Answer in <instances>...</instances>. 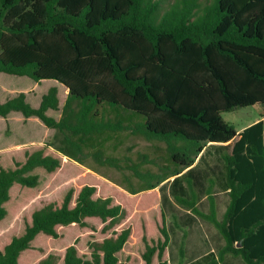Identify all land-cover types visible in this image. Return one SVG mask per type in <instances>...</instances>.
Returning <instances> with one entry per match:
<instances>
[{
  "label": "trees",
  "instance_id": "trees-1",
  "mask_svg": "<svg viewBox=\"0 0 264 264\" xmlns=\"http://www.w3.org/2000/svg\"><path fill=\"white\" fill-rule=\"evenodd\" d=\"M203 1L0 0V264H171L158 187L230 142L223 220L210 185L209 214L192 181L176 202L221 234L208 264H264V120L238 132L223 117L264 107V0ZM124 131L165 143L157 172L127 165L141 187L71 170Z\"/></svg>",
  "mask_w": 264,
  "mask_h": 264
},
{
  "label": "rangeland",
  "instance_id": "rangeland-1",
  "mask_svg": "<svg viewBox=\"0 0 264 264\" xmlns=\"http://www.w3.org/2000/svg\"><path fill=\"white\" fill-rule=\"evenodd\" d=\"M161 4V12H165L176 0H157ZM204 3L207 1L204 0ZM114 117V115L112 116ZM224 119L233 124L238 132L254 124L259 120H264V107L254 105L248 107H238L231 112L223 113ZM64 140V135L59 134L55 142V149H59ZM102 145L97 148L86 147L84 164L75 162L71 170L84 167L99 177L105 179L113 185L123 190L139 188L141 180L129 169L127 165L140 163L144 171L157 172V164H167L169 162L165 151V143L159 141H147L140 136H134L128 131L111 133L107 132L101 138ZM231 144V145H229ZM233 142L227 144L210 143L207 149L199 157L193 173L187 172L178 177L171 178L158 187V192L162 196L163 206L168 217V227L171 235L170 259L171 264H187L190 257H197L191 260V264H208L213 259L207 253L211 249L220 248L222 236L216 227L206 219L195 215L190 209L176 202L178 197L191 199L189 181H192L194 191L198 196L197 207L203 213H210V203L207 196V189L213 187V196L218 204V209L224 210L227 200H230L225 193L224 185V162L222 155L230 152ZM102 149L105 157L119 160L121 168L99 162L93 156L96 149ZM141 154H148L156 164H145L140 162ZM190 216V217H189ZM224 214L221 211L220 220ZM219 233V237L217 233ZM184 246V257L181 256L180 249ZM194 253H199L195 255ZM190 258V259H189ZM198 259V261H197ZM218 264H246L242 258L227 255Z\"/></svg>",
  "mask_w": 264,
  "mask_h": 264
},
{
  "label": "crops",
  "instance_id": "crops-1",
  "mask_svg": "<svg viewBox=\"0 0 264 264\" xmlns=\"http://www.w3.org/2000/svg\"><path fill=\"white\" fill-rule=\"evenodd\" d=\"M231 143V142H230ZM215 144H217V143H215ZM227 144V143H226ZM210 145V144H209ZM229 145H231V144H229ZM232 147V146H231ZM206 149H207V147H206ZM205 149V150H206ZM204 150V151H205ZM204 151L202 152V154L204 153ZM201 154V155H202ZM200 155V156H201ZM199 156V157H200ZM199 159V158H198ZM198 159H197V161H198ZM197 161H196V163H197ZM196 163L194 164V166H192L191 168H189V169H187V170H185L182 174H184V173H187V172H190V173H193L192 171V169H194V167H195V165H196ZM225 172V171H224ZM223 180H224V178H223ZM224 185H225V181H224ZM225 193H227V195H228V197H230V194H229V190L227 189V187L225 186ZM230 200H231V198H230ZM230 200H227V204H226V206L224 207V210L221 208V210H220V208L218 209V204L216 203V211H217V217H218V219L220 218V216H221V211H222V213L223 214H225V212H226V209H227V207H228V205H229V202H230ZM190 217V216H189ZM224 218V217H223ZM220 220V219H219ZM223 220V219H222ZM217 230V229H216ZM218 231V230H217ZM219 232V231H218ZM218 232H216L217 233V235H218V237H219V233ZM221 235V234H220ZM223 239V238H222ZM221 241V245L222 246H220V248L218 249V252L222 249V247L224 246V240H223V242H222V240H220ZM195 255L197 254V255H199V253H194ZM209 256H212L213 258H217L218 256H217V252H216V249H211V250H209V252L207 253ZM219 254V253H218ZM227 256V255H226ZM230 256H232V255H229V257ZM235 257V256H234ZM191 258V259H190ZM189 259V261H187V264H191V260L193 259V260H196V258H198V256L197 257H190ZM199 259V258H198ZM198 259H197V261H198Z\"/></svg>",
  "mask_w": 264,
  "mask_h": 264
}]
</instances>
